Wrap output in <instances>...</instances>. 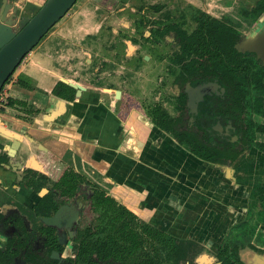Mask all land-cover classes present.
<instances>
[{"label": "crops", "instance_id": "crops-1", "mask_svg": "<svg viewBox=\"0 0 264 264\" xmlns=\"http://www.w3.org/2000/svg\"><path fill=\"white\" fill-rule=\"evenodd\" d=\"M177 1H183L188 10L196 8L218 18L219 14L227 10H239L242 13L240 15L244 16L245 10L261 0H159V3H147L144 0H86L82 2L83 11H71L78 6L79 0L62 20L66 19L69 24L70 17L76 13L78 22L85 25L79 28H90H86L83 39L93 42L90 35L99 31L101 23L112 26L114 32L126 30L130 25L128 10H134L131 5H137L138 10L143 11L150 10V6H159L161 10L169 2ZM41 2L0 0V14L5 20L16 24L22 17L31 16ZM115 9L122 16L117 17ZM62 26L59 22L52 32L51 29L42 39L44 44L41 40L17 67L9 105L6 110L0 111V127L10 133V138L0 134V151L5 152L10 144L20 142L13 156H8V164L0 162V181L4 191L3 196H0L1 211L20 213L14 205L21 203L24 208L20 209L25 212L26 207H32L39 200L41 191L26 188V172L45 176L46 184H49L60 181L66 173L84 178L83 171L79 170L83 166L93 174L92 181L106 196L114 198L139 219L145 221V218H150L154 222V219H158L154 218L155 213H164L171 222L169 226L155 223L154 226L158 228L194 229L193 233L198 231L201 239L206 237L208 240L207 235L218 238L227 230L226 227L250 216L249 225L257 226L254 237L264 247V212L257 213L255 207L248 212L250 192L264 186V120L255 123V139L239 159L222 169L216 168L182 151L170 135L150 123L142 114L133 109L125 111L117 106L120 100L116 99L122 98L123 94L110 90L111 95L106 98L107 87L101 86V91L96 92L88 91L80 84L83 80L77 77V72H73L75 63L71 61L79 46L75 45L74 48L69 43L70 37L66 39L62 36ZM101 35L103 32L99 33ZM51 39L54 42L48 43ZM22 76L32 79L31 88L24 84ZM58 82L69 84L72 88L77 84L82 85L81 95L67 100L65 97L70 95L69 91L60 95L52 94L51 90ZM20 101L27 102L28 108L40 112L28 119L25 108L14 111L10 107V102ZM133 114L136 118L130 119ZM5 122H11L16 129L8 127ZM126 131L128 137L121 141V135ZM133 144H137L136 154L130 148ZM145 145L152 147L149 156L144 152ZM168 146L171 154L167 152L164 155V149ZM16 179L19 181L16 182ZM144 181L150 184L141 186ZM46 184L42 182L41 186ZM160 190L165 191L167 209L158 206ZM127 198L133 199V205H127ZM144 199L155 202L156 207L148 212V209L141 210L138 206ZM194 237L188 238L201 241ZM220 240L218 238V242ZM3 244L0 236V250L8 251V247H2ZM243 254L241 259L245 264H264V253L246 251Z\"/></svg>", "mask_w": 264, "mask_h": 264}, {"label": "trees", "instance_id": "trees-1", "mask_svg": "<svg viewBox=\"0 0 264 264\" xmlns=\"http://www.w3.org/2000/svg\"><path fill=\"white\" fill-rule=\"evenodd\" d=\"M150 8L154 11L160 10L159 6ZM250 14L254 20L258 16V12ZM250 14L242 16L241 21L253 23L254 20H248L252 19ZM189 18L195 24L190 33L177 30L178 25H174L179 49L173 61L179 64L180 72L184 77H189L193 85L200 84L199 89L204 90L213 84L212 80L217 79L224 88V94L207 95L204 100L206 103L199 104V110L205 117L203 124L209 129L211 120L216 115L220 117L222 124L231 120L239 135V142L221 140L212 130L179 127L177 123L180 122V117L171 116L161 107L153 111L150 120L188 153L222 169L227 164L236 162L252 145L255 139V123L264 120V65L255 52L239 50L244 36L228 24L227 17L216 18L205 11L191 8ZM19 82H22L21 79ZM68 89L71 94L65 98L72 100L74 89ZM184 102L185 93L182 91L178 96V110L184 109ZM6 159L5 154L0 156V162L4 163ZM29 175L34 176L36 173H25V177ZM85 181L87 180L81 175L66 173L55 185L64 195L70 197L76 193L77 186ZM87 182L95 190L89 209L94 212L92 221L96 223H85L89 211H86V207L73 241L72 256L69 259L72 264H201L196 261V254L202 246L198 241L174 236L139 219L114 198L106 196L93 181ZM26 185L35 187L29 182ZM50 196L42 198L29 210L28 219L33 229L26 233V240L22 243L28 248L25 254H21L24 264H57L56 260L50 258V253L57 244L52 226L38 223L49 211L46 209ZM249 198L248 212L255 207L257 213L262 214L264 186L258 191H251ZM249 219L250 216L232 225L230 230L239 229L238 235L249 237L257 230L256 225H249ZM37 232L44 235L42 250L31 247L38 239ZM233 240L232 243L221 241L219 252L213 254L210 264H244L236 256L240 240ZM14 243L12 241L9 244L8 251L0 250V264H13L16 248L13 251L10 246L21 244Z\"/></svg>", "mask_w": 264, "mask_h": 264}, {"label": "rangeland", "instance_id": "rangeland-1", "mask_svg": "<svg viewBox=\"0 0 264 264\" xmlns=\"http://www.w3.org/2000/svg\"><path fill=\"white\" fill-rule=\"evenodd\" d=\"M41 1L42 4L44 1L43 0ZM78 1L79 0H77L73 6H75ZM85 1L86 0H80L78 6L73 7L71 11L74 12L78 10L83 11L85 9L83 7L84 6L83 3ZM144 2L159 3V0H144ZM131 6H133L134 10H128V19L130 23L133 22V24L135 25L136 28L134 29V31L133 29H128L127 31L118 30L117 32H114V30H112L113 29L112 26H106L105 28L104 26L106 23L105 24L101 23L102 25L100 24L101 27L99 31L95 33L96 35L95 34L90 35V37H92L93 42L89 41V39L87 41L86 40L87 38L83 39L85 38L84 37L85 32L87 31L86 28L88 30H90V28L86 27L85 29L82 30L79 28L80 26L85 27V25H83L82 22L80 23L78 22L79 17L78 15H76V13L73 14L72 17H70L69 24L72 23L71 27H68L69 24L66 22V19L62 20L64 16L60 19L62 21L59 20L60 24L63 25L61 28L64 29L62 30L63 32L61 33L62 36L66 39L70 37L69 43L73 44L74 48L75 45L79 46V49L78 50L76 49L75 51L74 58L71 59V61L75 63L73 67L77 69L76 71L77 73H80L79 74L80 79L82 78L81 75L84 76L85 79L80 84H82L88 91L98 92L101 91L99 87L101 86L106 87L107 85H112L113 87H111L108 90V94H106V98L111 95L110 90L124 89L127 93L126 94L127 100L128 101L130 100V104L132 105V107L134 106L133 108L137 106L135 104L142 103V106L138 110L145 112L147 114L151 111L150 108L151 105L155 102H159L160 105L168 112V114L175 117L177 113L174 110V103H175L177 89L174 88L175 87L174 83H176L174 79L178 73V66L173 64L170 59L172 58V56L175 55L176 53L175 49L177 47L176 45L177 43L173 42L172 40L174 33H172V35L169 34L161 38H158V35L157 36L154 35L155 37L154 38L153 33H150L149 31L154 30L155 26L164 28L166 26H169L170 23H172L174 25L175 24L178 25L177 30L185 29L188 33H190L195 27L194 22L192 23L189 18L190 10H188L189 8L183 1L180 3L178 1L169 2L161 10H158L157 14L152 13L151 10L145 9L144 10L145 15L143 19L145 23L139 24L138 14L134 12L135 10H138V6L137 5H131ZM263 7L264 4L263 1L261 0L259 3H255L252 7H250V9L245 10V13L248 14H250L251 12H258V16L256 17L255 20L252 18L250 14L252 19H248V20H254L253 23L241 21L243 15H240L242 13H240L239 10L237 12L227 10L228 12L219 14L217 17L218 18H222L223 16L227 17L228 24L231 25L232 27H235L243 34L244 36L243 40H247L253 38V36H255L259 31L264 29ZM116 11L117 10L115 9L114 14H116L117 17L122 16L121 12L116 13ZM245 15L246 14H244V16ZM152 21L154 22V24H152L153 23ZM133 24L132 26H130V28L133 27ZM53 28L52 30L50 29L51 32L53 31ZM56 28L58 29V27ZM72 29H74L73 32ZM58 31H61V29L59 28ZM100 32H103V35L99 36ZM149 34L150 37L147 38ZM151 38L154 40H152ZM40 41L38 43H40ZM41 42L42 44H44V40H42ZM53 42L54 41H52L51 39L48 43H53ZM144 55L147 57L145 58ZM142 56H144L145 60L142 59ZM86 60L89 61L86 62ZM113 62L114 65L111 64ZM14 74L15 71L13 75ZM117 106L120 107V105ZM131 118H136V115L133 114V116H131L130 119ZM5 124L10 128L16 129V127L11 122H5ZM127 137H128L127 131L124 134L122 133L121 141H125ZM135 147H137V144L136 145L133 144L130 147L131 151L134 154H136L137 152V149L135 150ZM169 149H170L169 146L165 147L164 149L165 152H163L164 155L167 152H168L167 154H171ZM182 151H186V150L182 148ZM144 152H146L149 156V153L152 152V147L145 145ZM137 155L140 156L139 154ZM169 161H173V160L170 159ZM79 170L83 171L82 174L87 181H92V179L94 178L93 174L90 173L86 169V167L81 166ZM149 184L150 183L144 181L141 186H145ZM164 192L165 191L163 190L159 191L158 206L160 207V209L168 208L167 204H165ZM123 198L126 199V196H123ZM125 202L129 206L133 205L134 203L132 198H127ZM156 205L157 204L155 202L151 203L150 199H147L143 201L138 206V208H140L141 210L148 209L147 210L148 212L150 211V209H154ZM89 207L90 205L87 206L86 211L89 209ZM93 214L94 212L90 211L89 209L88 215L85 219L86 224H88V222L96 223V221H92L95 217ZM154 218H158V219H154L153 222L150 218L147 220L145 218V222L148 221L153 225L155 223H159L163 225L168 224L167 226H169L170 224L169 222H171L169 221V219L166 218L165 214L161 212L155 213ZM180 220L182 221V219ZM160 228H162V230H164L165 232H169L170 234H173L174 236L177 237L181 236V238L184 237L188 238L195 236L197 239L201 240L204 244L212 245V247H210L212 250L213 249L216 250L217 245H219L222 240L224 242L229 241L231 243L234 241L233 240L234 238H239L240 242L247 240V238L242 237L243 235L240 234H239L240 236L238 235L237 232H239V229L232 228L230 230L231 226L226 227L227 230L223 232L221 236L218 237L221 239L219 242H218V238L216 237L213 238V236H209V235H207V237L210 240L209 239L206 240L205 239L206 237L205 238L203 237L204 239H201L200 236H198V231L193 233L194 229L190 230L188 228H182V227H178V228L176 227L177 229L176 228L166 229L167 227H160ZM211 260H213V258L211 259L210 257L208 262H210ZM208 262H204V263H208Z\"/></svg>", "mask_w": 264, "mask_h": 264}, {"label": "flooded vegetation", "instance_id": "flooded-vegetation-1", "mask_svg": "<svg viewBox=\"0 0 264 264\" xmlns=\"http://www.w3.org/2000/svg\"><path fill=\"white\" fill-rule=\"evenodd\" d=\"M149 9L154 14L158 13L157 11H154L151 8H149ZM134 12L136 14H138V17H139L138 23L139 24L145 23L143 21L145 11L138 10V11H134ZM129 24L130 25L128 27H126L125 31H127L128 29H133V31H134V29L136 27L133 24V22L130 23V21H129ZM132 24H133V27L130 28V26H132ZM152 24H154V22ZM104 27L106 28V26H104ZM164 28L159 27V26H155L154 30H151L152 32L151 31H149V32L153 33V37H154V35H156V36L158 35V38L165 37L166 35H169V34L172 35V33H174L172 40H173V42L177 43L176 44L177 47L175 49L177 51L179 49V45H178V41H177L176 36H175L174 24L170 23L169 26H166ZM149 37H150V34L148 35L147 38H149ZM152 40H154V39H152ZM175 50H174V53H175ZM27 54L25 55V57L27 56ZM144 56H142L143 60H145V58L147 57V56H145V58H144ZM174 56H172V58H170V59H171L173 64L178 66V73L174 79L176 81V83H174L175 84L174 88L177 89L176 90L177 93H176L175 103H174V110L177 113L175 115V117H180V122H178L177 125L179 127L184 128V129L201 130V128H203L204 130H208V131L212 130L221 140L224 139V140H229L232 143H238L239 142V135L236 133V128H235V126L232 125L231 120H228L225 124H222L220 122V117L218 115H216L211 120L210 128L208 129L203 124L205 117L199 110V104L201 102L206 103V101H204L205 96H207V95L211 96L212 94H218L219 96H222L224 94V88L219 85V83L217 82V79H214V80H212L213 84L204 88V90L199 89L198 87H200V84H194L193 85L192 81L189 77L183 76V73L180 72L179 64L176 63L175 61H173ZM25 57L22 59V61L25 59ZM86 62H88V61L86 60ZM111 64L114 65V62ZM76 71H77V69L74 68L73 72L75 73ZM79 74L80 73H78V75H77L78 78H79ZM81 77H82L81 78L82 80L85 79L83 75H81ZM22 78H23L24 84L31 88V86H32L31 80L32 79L30 77H26V76H22ZM193 79H195V77ZM18 81H19V79H18ZM68 87H70L69 84H62L61 82H58L52 88L51 93L54 95H60L62 93H66L69 91ZM78 87H81L80 94L78 96L81 95L82 86L77 84V87L73 88L74 89V91L72 93L73 99L76 96V91H77ZM106 87L108 89H110L113 86L107 85ZM114 90L119 91L118 93H120L121 95L123 94L122 98H121V96L118 98V100H120V107H122L125 111H130L132 109L134 111H137L138 113L145 116L150 123H152L150 119H151V116L153 115V111L157 107L163 108L159 102H155L150 107L151 108V111L149 112L150 114L149 113L146 114L145 112L138 110L142 106V103L135 104V105H137L135 108L139 107L137 109L133 108L134 106L132 107V105L130 104V100L129 101L127 100V95H126L127 93L124 89H120V90L114 89ZM114 90H112V91H114ZM55 91H57L58 93H56ZM182 91L185 93L184 109L178 110L177 109L178 96H179L180 92H182ZM69 93L71 94L70 91H69ZM8 105H9V102H8ZM10 105H11L10 107L12 109H14V111L15 110L18 111L21 108H23V109L25 108L27 110V115L29 116V117H27L28 119L30 117L36 116L40 112V110H37L34 108H32V109L28 108L29 104L27 102H21V101L20 102H12V103L10 102ZM219 126L221 128H219ZM254 128H255V126H254ZM234 137H236V138L234 139ZM4 154L7 157L6 162H4V164L7 165L8 164V156H9L8 150H6L5 152H2V150L0 151V156H3ZM11 168H14V166H11ZM40 176H41V174H36L34 176L29 175L27 178H25L26 182L32 183L35 186L34 188L26 187L27 189L35 190L37 192H40V191L42 192L39 200L36 203H38L42 198H44L48 195H51L49 200H48L49 204H47V209H46L49 211L46 213L47 215L42 216L40 218L38 223H41L44 226H49V225H46L42 221V219L45 217H52L60 207L66 206V208L63 210V213L59 217L58 224L52 226V228H51V230L53 231V233L56 236V242H57L55 249L52 250L51 252H53V251L58 252L64 258V262L71 263L69 261V259L72 256L73 241H74V238L77 234L79 222L81 221V218H82V212L90 204L89 200H90V198L92 200V197L94 195L95 190L92 188L91 183H88L87 181H85L84 183L79 184L77 186L76 193L69 197L68 195H64L61 192V189L58 188L57 185H55V183H57V182H53V183L51 182L49 184H46L47 180H46L45 176H43V175H42V177H40ZM17 181H19V180L16 179V182ZM42 182L46 184L43 187L41 186ZM1 185H2V181H0V196L2 197L4 191H3V188ZM260 189H261V187H260ZM42 190H44V191H42ZM12 202L14 203V200ZM52 205H54V207H52ZM0 206H1V204H0ZM14 206H16L20 210V213H19V211H12L10 213H7V212L3 213V211H1V209H0V236H2V239H3V243H4L2 245L3 248H7L12 241H14L15 243H18V244L21 243L20 245H17L15 247L10 246V249L14 251V249L16 248L15 249L16 250V256L14 257V263L24 264V261H21V258H22L21 254H25V252L28 250V248H27V246H24V244L22 245V243L25 242V240H26V238H25L26 233H28L29 231H31V229H33L32 223L28 219L29 210L32 209L33 206L30 208L26 207L25 212H23V210L20 209L21 207H23V205L21 203H19V205L15 204ZM74 212L78 213L77 217H75ZM28 221L31 223V225L28 224ZM69 221H71L70 224L68 223ZM37 234H38V239L33 243V245L31 247H32V249L42 250V248H43L42 240H44L43 239L44 235H42L41 232H37ZM195 241H198V240H195ZM198 242L202 246H201V249L196 254L197 255L196 261L197 262L204 264V262H208L210 257H211V259L213 258V254L219 252V249H220L219 245H217L216 250L215 249L212 250L210 248V247H212V245H206L201 241H198ZM261 244H262L261 241L257 240L254 237V234L247 237V240L240 242L239 248L237 250V255H236L238 261H240L239 258L241 259V257L244 256L243 253H245L246 251H254V252L264 253V247H262ZM204 260H206V261H204ZM212 261L213 260H211V262ZM208 263L210 264V262H208Z\"/></svg>", "mask_w": 264, "mask_h": 264}, {"label": "water", "instance_id": "water-1", "mask_svg": "<svg viewBox=\"0 0 264 264\" xmlns=\"http://www.w3.org/2000/svg\"><path fill=\"white\" fill-rule=\"evenodd\" d=\"M77 0H44L37 10L29 17H22L16 24L11 20H5L0 14V90L14 73L25 55L30 52L45 34L72 8ZM239 50L255 52L264 65V29L253 38L243 40ZM77 87V85L75 86ZM81 87L77 88L76 96L80 94ZM114 92L118 93L119 91ZM219 128H221L219 126ZM0 134L10 138L7 130L0 128ZM236 137H234L235 139ZM10 144L7 147L10 156L19 146ZM44 191V190H42ZM66 206L60 207L52 217H45L42 221L49 226L58 224L59 217ZM77 212H74L77 217ZM71 221L68 223L70 224ZM50 258L57 264H71L64 262V258L58 252H51ZM202 264V263H201ZM209 264V263H204Z\"/></svg>", "mask_w": 264, "mask_h": 264}, {"label": "built area", "instance_id": "built-area-1", "mask_svg": "<svg viewBox=\"0 0 264 264\" xmlns=\"http://www.w3.org/2000/svg\"><path fill=\"white\" fill-rule=\"evenodd\" d=\"M14 81L15 80H14V75H13V77L9 78L8 81L3 85V87L0 90V111L6 110L8 106V99L10 97V89Z\"/></svg>", "mask_w": 264, "mask_h": 264}]
</instances>
